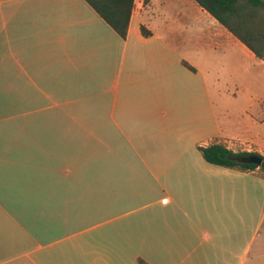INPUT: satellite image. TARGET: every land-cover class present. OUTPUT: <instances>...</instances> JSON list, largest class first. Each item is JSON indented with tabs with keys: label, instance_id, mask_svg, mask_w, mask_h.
Instances as JSON below:
<instances>
[{
	"label": "crops",
	"instance_id": "1",
	"mask_svg": "<svg viewBox=\"0 0 264 264\" xmlns=\"http://www.w3.org/2000/svg\"><path fill=\"white\" fill-rule=\"evenodd\" d=\"M239 52L196 0H135L126 38L86 0H0V264H264V175L199 149L264 157L262 106L218 113Z\"/></svg>",
	"mask_w": 264,
	"mask_h": 264
},
{
	"label": "trees",
	"instance_id": "2",
	"mask_svg": "<svg viewBox=\"0 0 264 264\" xmlns=\"http://www.w3.org/2000/svg\"><path fill=\"white\" fill-rule=\"evenodd\" d=\"M93 9L120 35L128 34L135 0H86ZM216 17L232 34L242 41L254 55L264 62V0H196ZM142 33L151 32L142 26ZM204 158L213 164L253 171L264 168V157L256 152H234L221 142L199 146ZM257 154L263 158L262 165L241 161V158ZM140 264H148L139 259Z\"/></svg>",
	"mask_w": 264,
	"mask_h": 264
},
{
	"label": "rangeland",
	"instance_id": "3",
	"mask_svg": "<svg viewBox=\"0 0 264 264\" xmlns=\"http://www.w3.org/2000/svg\"><path fill=\"white\" fill-rule=\"evenodd\" d=\"M227 62L229 66H222L218 76L217 85L222 91L220 96H216V103L219 107L218 113L223 114L226 108L230 112L231 118L238 119L241 117L240 114L243 113V109H249L251 106L253 113L259 110L260 106L264 112V62L256 57L246 58L240 52L233 56L230 55ZM233 98L235 101H232ZM221 143L238 152L250 148L248 145H238L235 141ZM259 171L264 175V168H260ZM257 242L258 240L254 248H259Z\"/></svg>",
	"mask_w": 264,
	"mask_h": 264
},
{
	"label": "water",
	"instance_id": "4",
	"mask_svg": "<svg viewBox=\"0 0 264 264\" xmlns=\"http://www.w3.org/2000/svg\"><path fill=\"white\" fill-rule=\"evenodd\" d=\"M241 161L249 162V163H256L258 165H262L263 158L257 154H252V155L245 156V157L241 158Z\"/></svg>",
	"mask_w": 264,
	"mask_h": 264
}]
</instances>
